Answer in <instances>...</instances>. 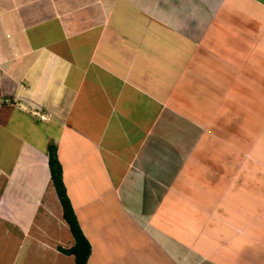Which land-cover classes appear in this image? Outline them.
Returning a JSON list of instances; mask_svg holds the SVG:
<instances>
[{"label": "crops", "instance_id": "crops-1", "mask_svg": "<svg viewBox=\"0 0 264 264\" xmlns=\"http://www.w3.org/2000/svg\"><path fill=\"white\" fill-rule=\"evenodd\" d=\"M51 143L88 264H264V0H0V264H76Z\"/></svg>", "mask_w": 264, "mask_h": 264}, {"label": "trees", "instance_id": "trees-1", "mask_svg": "<svg viewBox=\"0 0 264 264\" xmlns=\"http://www.w3.org/2000/svg\"><path fill=\"white\" fill-rule=\"evenodd\" d=\"M49 167L53 185L63 208V217L68 223L75 240L70 248L59 246V249L64 253L73 254L76 264H88V259L91 254V243L82 230L67 193L63 179V168L57 155V146L55 143L49 145Z\"/></svg>", "mask_w": 264, "mask_h": 264}, {"label": "rangeland", "instance_id": "rangeland-1", "mask_svg": "<svg viewBox=\"0 0 264 264\" xmlns=\"http://www.w3.org/2000/svg\"><path fill=\"white\" fill-rule=\"evenodd\" d=\"M197 106H199L200 108H202L201 110L199 109V114H197V113H194L195 114V116H198V117H201V118H203V120L204 121H208L209 119L211 120V121H215L217 118H218V111H216V104H215V102H214V100H212V99H209L208 101H206V102H203V101H196V102H194ZM204 103V104H203ZM214 119H212V118ZM210 122V121H209ZM219 123V122H218ZM221 123H223V122H221ZM56 143V142H55ZM201 144H204V141L202 140V141H200V144H197L196 145V149H194V151L193 152H199V150L201 149L200 148V145ZM57 145V144H56ZM20 168H22L23 167V165L22 164H20ZM65 183V182H64ZM190 186L191 185H194L193 183H191V182H189L188 183ZM231 187H233V186H231Z\"/></svg>", "mask_w": 264, "mask_h": 264}, {"label": "bare ground", "instance_id": "bare-ground-1", "mask_svg": "<svg viewBox=\"0 0 264 264\" xmlns=\"http://www.w3.org/2000/svg\"><path fill=\"white\" fill-rule=\"evenodd\" d=\"M10 174V173H9Z\"/></svg>", "mask_w": 264, "mask_h": 264}]
</instances>
